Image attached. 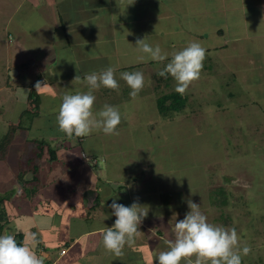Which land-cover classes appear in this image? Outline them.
Masks as SVG:
<instances>
[{
    "label": "rangeland",
    "instance_id": "374dc122",
    "mask_svg": "<svg viewBox=\"0 0 264 264\" xmlns=\"http://www.w3.org/2000/svg\"><path fill=\"white\" fill-rule=\"evenodd\" d=\"M76 1L69 0L68 4L77 8ZM149 1L155 6L147 18L139 1L129 4L127 0H110L106 11L110 25L105 27L110 43L105 44L103 52L89 53L97 54L100 65L113 63L117 53L127 54L124 48L135 46L136 39L164 46L162 50L168 53L174 50L167 40L172 33L160 28L162 12L158 7L163 6V1ZM173 4L175 9L182 8L179 0ZM47 12L43 0H0V137L9 131L11 123L19 121L29 92L33 90L39 97V115L33 118L31 127L28 117L21 119L23 128L15 131L7 156L0 161V195L14 192L0 210V224L4 221L2 212L11 216V223L0 234L18 233L24 240L29 231L39 234L36 225H52L53 216L69 221L72 211L80 210V202L84 203L87 191L83 188L92 186L100 196L94 208L88 207L93 195L85 202L87 228L114 224L115 216L108 207L113 199L126 206L136 201L148 208V217L159 220H155V228L172 238L174 224L189 211L187 200L191 199L200 205L210 223L234 227L241 247L245 243L250 246L251 252L242 257V264H264V106H259L258 100L264 96V87L249 85L251 78L243 77V81L242 76L233 73L235 70H227L220 63H203L208 67L184 93L183 112L172 119L164 118L157 110V97L162 92L175 91L176 83L170 75L164 78L157 73L171 57L163 62H138L140 53L133 52L128 67L115 72L119 89H109L107 93L101 87L93 92L94 113L104 104L119 109L118 134L105 135L97 130L79 141L58 128L57 103L61 104L62 99L56 102L47 88H35L39 78L46 77V71L40 69L42 57L50 56L53 48L64 41L60 27L53 35L54 25ZM171 16L173 12L168 22L178 25L179 16ZM115 36L122 44L116 43ZM114 46L120 51H111ZM8 64L15 67L7 71ZM12 70H20V74L13 77ZM125 71L144 75V88L135 98L130 97L131 89L120 77ZM58 86L62 97L66 92L89 90L83 78L64 80ZM55 139L58 140L53 144ZM40 140L45 142L43 151L39 150ZM57 144L62 145L54 153L47 151V147L55 149ZM52 155L57 159L51 161ZM87 155L90 158L85 165ZM23 171L27 172L25 181L32 174L36 177L25 186H21L19 176ZM52 230L50 227L42 231L45 242L39 241L35 249L49 264L61 256ZM131 245L130 241L125 246ZM132 247L144 249L142 245ZM46 252L55 256L47 258ZM106 255L101 253L92 261L102 264L100 257Z\"/></svg>",
    "mask_w": 264,
    "mask_h": 264
},
{
    "label": "crops",
    "instance_id": "0c3cea01",
    "mask_svg": "<svg viewBox=\"0 0 264 264\" xmlns=\"http://www.w3.org/2000/svg\"><path fill=\"white\" fill-rule=\"evenodd\" d=\"M127 1L129 2V0ZM138 1L146 13L145 17L148 18L155 3L149 0H134L136 3H139ZM162 1L163 6L159 5L158 7L160 8L158 11L162 12L160 28L163 27L166 33H172L167 39L169 47L172 45V49L178 50L186 47L190 41L199 42L206 49V58L203 63H220L227 70H235L233 73L242 76V80L243 77L251 78L252 82L249 85L264 87V0H179L182 4L181 9L174 7L173 2L178 0ZM109 2L110 0H78L74 3L78 5L76 8L74 5L68 4L69 0H48V4H46V0H43V4L47 5L49 11L47 13L50 21L55 26H53V35L57 34V29L60 27L62 32L60 35L62 34L64 38V41L58 44V48H53L50 56L42 57L40 66L41 70L46 71V77H40L39 82L43 88L48 89L51 98L56 102L62 99L58 85L60 83L63 85L64 80L67 82L75 77L82 79L85 76L83 72L86 74L99 73L109 66L114 67L115 72H117L125 66L128 67L127 62L133 58L132 53L138 52L136 43H134L135 46L124 48V52L127 51V54L117 53L115 59L111 60L113 63L108 62L105 65L99 64L97 54H89L91 51L96 53L105 51V44L110 43L107 41L110 39H107L108 31L105 28L110 25L106 17L108 5H111ZM156 4L161 3L156 2ZM55 5H57L56 8ZM56 9L57 11H55ZM172 12L171 18L174 17L175 19L176 14L179 16L178 25L168 22L169 14L171 15ZM130 20H133L132 15ZM130 24L131 27H134L133 23ZM112 32L114 31L112 30ZM115 39L116 43L122 44L120 38L115 36ZM162 47L164 48V46ZM110 50L113 52L120 51L115 46ZM92 56L96 59L90 60ZM206 66L208 67L207 64H203V68H207ZM14 67V64H8L6 69L8 71ZM19 74L20 70H17L13 77H17ZM72 75L75 76L72 77ZM243 81H246V78ZM244 85H248V83ZM14 89L12 88V90ZM105 91L108 93L110 90L105 88ZM258 100L259 106H264V96ZM57 104L60 105V103ZM262 109L264 110V107ZM77 138L79 141H83V137ZM56 140L58 139L53 140V144L56 143ZM60 145L62 144H57V148ZM87 158L90 156L85 157V165ZM86 167L90 171L89 166ZM83 190L85 192L90 190L92 194L84 196V203L82 201L79 205L80 210L75 213L72 211L73 216L69 221L62 222L60 216H53L52 225L50 220L48 226L36 225L39 233L37 237L42 242H45L42 231L50 227L53 228L52 238L57 245L55 248L59 249L60 252L65 251L63 255L59 256L58 263L94 264L92 258L99 257L101 253H106V256L100 257L102 264H140V260L144 264H156L154 257L166 249L165 240L169 239L158 229L159 227L155 228L154 222L158 219L147 215L138 226L139 234L134 237L131 243L132 245H142L144 249L132 247V245L124 246L123 255L116 257L103 247L102 234L99 231L105 226H113V223L87 228L84 220L86 215L83 212L86 208L85 202H88V196L93 195L94 200L89 202L88 207L94 208L96 198L98 200L100 193L92 186H86ZM56 219L59 220L56 221ZM46 254H49L47 258L55 256L54 253L46 252ZM57 257L58 255L55 258ZM145 259H148V262ZM79 261L81 262L79 263Z\"/></svg>",
    "mask_w": 264,
    "mask_h": 264
},
{
    "label": "clouds",
    "instance_id": "9594fccd",
    "mask_svg": "<svg viewBox=\"0 0 264 264\" xmlns=\"http://www.w3.org/2000/svg\"><path fill=\"white\" fill-rule=\"evenodd\" d=\"M133 2L134 0H129V4ZM136 49L140 53L138 62H163L171 57L157 75L164 78L170 75L176 83L175 91L180 94H184L191 83L200 78L206 58V49L195 41H190L180 50L168 53L159 44L153 46L142 38L137 39ZM115 71L114 67L109 66L99 73L85 74L83 79L89 90L65 94L62 97L56 116L61 132L69 137H86L97 130L105 135L118 134L116 129L121 123V114L116 106L104 104L98 112H93L95 90L101 87L119 89ZM120 77L130 87V97H137L143 90L145 79L142 72L125 71L120 73ZM40 87L41 83L37 82L35 88ZM187 206L189 211L174 224L173 237L165 240L166 249L154 257L156 264H242V257L247 256L251 248L247 243L241 247L236 229L210 223L200 205L191 199L187 200ZM108 207L112 209L115 221L113 226H105L99 230L102 234V245L116 257H121L124 246L139 234L138 226L147 216L148 208L136 201L126 206L117 203L116 199ZM38 244L39 239L34 232L26 233L22 244L17 243L14 234H0V264H44V258L35 250Z\"/></svg>",
    "mask_w": 264,
    "mask_h": 264
},
{
    "label": "trees",
    "instance_id": "16d2710c",
    "mask_svg": "<svg viewBox=\"0 0 264 264\" xmlns=\"http://www.w3.org/2000/svg\"><path fill=\"white\" fill-rule=\"evenodd\" d=\"M169 78V77H168ZM168 85V84H167ZM185 102H186V95L184 94H180L176 91H170L167 93H161L156 100V107L157 110L159 111V113L161 114L162 117L164 118H168V119H172L175 117V115L183 112L184 107H185ZM39 97L38 95L35 94V92L33 90H31V92H29L28 94V98H27V106L24 108V110L22 111V113L19 116V121L15 123H11V127L9 129L8 132H6L5 134H3L0 137V161L5 159L8 153V148L10 143L13 140L14 137V133L17 129L19 128H23V126L21 125V119L23 120V118L28 117L29 121H30V127L32 126V122H33V118L39 115ZM40 143V147L39 150L43 151V141H39ZM42 145V147H41ZM57 147H55V149H50V147H47V151L49 150V152H55ZM36 156L40 157L41 154H37ZM49 159V158H48ZM57 157H55V155H52L50 157V160H56ZM37 171V168H36ZM27 172L23 171L19 173V176H22L21 180V186H25L27 185L28 182H32L35 180V176L34 174H32L31 178L26 179L25 181V174ZM20 185V184H19ZM220 190V189H219ZM7 194H3L0 195V210H2V206H4V201L6 202V204H8L10 202V200L13 198V190H9V192H6ZM220 194H223L222 189L219 191ZM98 202L97 198H96V203ZM4 212L1 213V220H4L3 223L0 224V233L1 231L4 229V226H8L11 223V216H4ZM227 219V218H226ZM18 232V231H16ZM16 239H18V244L19 243H23L24 240L21 239V235H18V233L14 234ZM44 264H49L48 261H45ZM59 264V263H58Z\"/></svg>",
    "mask_w": 264,
    "mask_h": 264
},
{
    "label": "water",
    "instance_id": "95a60500",
    "mask_svg": "<svg viewBox=\"0 0 264 264\" xmlns=\"http://www.w3.org/2000/svg\"><path fill=\"white\" fill-rule=\"evenodd\" d=\"M15 73H16L15 70H12V71H11V75H13V74L15 75ZM14 75H13V76H14ZM88 192H89V193H88ZM87 194H92V191H87V192L85 193V196H86Z\"/></svg>",
    "mask_w": 264,
    "mask_h": 264
},
{
    "label": "built area",
    "instance_id": "2783aa9c",
    "mask_svg": "<svg viewBox=\"0 0 264 264\" xmlns=\"http://www.w3.org/2000/svg\"><path fill=\"white\" fill-rule=\"evenodd\" d=\"M64 252H65V251H64V250H62V251H61V255H63V254H64ZM50 264H58V261H53V262H51Z\"/></svg>",
    "mask_w": 264,
    "mask_h": 264
}]
</instances>
